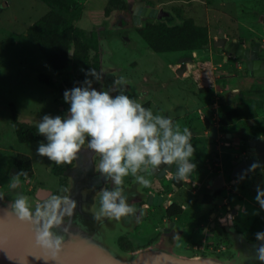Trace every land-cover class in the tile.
<instances>
[{"label":"flooded vegetation","instance_id":"af4514ba","mask_svg":"<svg viewBox=\"0 0 264 264\" xmlns=\"http://www.w3.org/2000/svg\"><path fill=\"white\" fill-rule=\"evenodd\" d=\"M200 1L207 13L204 25L196 24L188 14V8L181 10L174 0L166 3L164 0H136L131 3L126 20L132 23L128 27L130 31L137 35V29L149 18L168 25L191 19L206 32V42L198 49L179 51L174 57H171L172 54L169 56L167 66L174 75L166 76L165 80L157 81V78L143 73L132 74L129 67L136 65L129 63L125 68L112 59L104 62L101 60L104 54L98 50L99 47L91 49L92 57L97 55L92 60V65L96 63L93 68L102 71L101 62L110 66L102 81L105 91L109 90L114 79L123 78L126 94L145 108H150L154 115L170 117L181 131L189 127L192 136H196L200 129L190 123L182 124L183 121L191 122L186 121V114L180 111L184 105L180 106L179 98L185 99L182 85L188 87L191 74L199 69L196 76L205 74L210 83L209 87H202L200 91H214L210 95V103L196 108L197 121L204 123L202 134L210 153L194 154L192 160L196 169L189 180L176 181V165H161L160 170L151 175L143 173L151 181V186L147 188L131 175L124 178L123 193L135 211L121 217L114 232L106 231L102 238V243L116 256L131 258L143 249L160 246L176 256H211L230 264H246L238 251L240 244H247L256 253L264 243L256 239V233L264 232V210L255 200L257 192L254 188L258 180L261 189H264V0ZM191 2L187 0L186 4ZM179 9L181 11L177 12ZM151 11L153 15H149ZM127 34L124 33L121 39L127 40ZM210 70L212 75L208 72ZM83 77L81 81L85 79ZM169 86L177 91V95L174 91L171 95L161 94ZM94 87L99 89L101 84L94 83ZM239 98L240 102L237 101ZM244 104L249 107V112L243 110L248 116L222 122L223 115L239 113ZM169 109L175 113H169ZM240 119L254 121V124L240 126L237 124ZM87 147L86 140L81 148ZM84 153H77L71 163L46 166L41 175H37L33 168L31 176L20 175L24 171L14 163V158L23 153L15 154L6 186L0 183V197L10 199V189L17 180L18 189L10 193L24 196L30 209L49 199L66 197L71 184L68 171L75 168L78 160L86 165ZM90 157V169L100 175L99 155L92 152ZM254 164L259 167L249 171ZM101 181L103 186L94 194L93 202L98 213L102 191L115 187L105 175Z\"/></svg>","mask_w":264,"mask_h":264},{"label":"clouds","instance_id":"9594fccd","mask_svg":"<svg viewBox=\"0 0 264 264\" xmlns=\"http://www.w3.org/2000/svg\"><path fill=\"white\" fill-rule=\"evenodd\" d=\"M81 71L85 79L63 92V99L69 105L66 113L41 117L37 132L44 140L38 144L36 155L47 157L57 165L71 163L87 140L88 147L100 157L99 171L115 185L112 190L102 191L96 219L120 220L135 211L123 193L125 177L131 175L147 188L151 181L143 173L151 175L160 170L161 165H176V181L189 180L196 169L192 160L195 152L192 133L187 127L181 131L170 117L154 115L150 108L126 94L123 78L114 79L109 90L105 91L102 71L93 67ZM94 83L101 84V87L97 89ZM257 167L259 165L254 164L249 171H255ZM20 175L26 176L27 173L21 172ZM256 192L255 200L264 210V189L258 186ZM58 206L59 200L54 198L52 203L33 213L22 195L16 196L14 203L10 204L20 221L35 219L39 225L36 232L38 244L48 248L55 246L56 249L60 248L63 238L55 236L53 239L50 229L59 223L52 211ZM256 239L264 242V232L256 233ZM256 259L264 264V243L257 249Z\"/></svg>","mask_w":264,"mask_h":264},{"label":"rangeland","instance_id":"374dc122","mask_svg":"<svg viewBox=\"0 0 264 264\" xmlns=\"http://www.w3.org/2000/svg\"><path fill=\"white\" fill-rule=\"evenodd\" d=\"M128 1L132 3L136 0ZM164 1L166 3L168 0ZM73 2L77 7L83 8L78 25L88 32H95L98 50L100 49L101 54H104L103 57L101 55V60L107 62L112 59L113 62L123 65L125 68L129 63H132L136 65L133 68L129 67L132 74L143 73L157 78V81L174 75L170 67L167 66V61L171 54V57L175 56V52L159 54L148 47L139 35L128 28L132 23L126 20L127 12L122 11L116 16L113 13L110 16H105L103 10L107 0H73ZM174 2L176 6H180L181 10L185 7L188 8V14L196 24L204 25L206 23L207 13L204 11L202 1L192 0L190 4H186L187 0H174ZM180 9L176 11L180 12ZM47 12V5L40 0H0V183L4 186L7 183V174L12 159L17 153L26 154L31 158L37 175H41L46 166L54 164L47 157L36 155V148L43 140L32 143L19 142L13 125L14 113L21 124L28 128L34 127L37 132V125L43 115L63 116V113L68 109V105L63 101V94L40 80L41 75L47 76L57 87L62 84V76L66 73H54L28 36L29 28ZM127 32L128 39H121L122 35ZM104 62H101V70L106 75V69L110 66ZM208 72L212 75L211 70ZM198 73L199 69L194 70V73L191 74L188 87L186 84L182 85L181 91L184 93L183 98L185 99L183 100L185 102L179 98L180 106L182 103L184 105L180 111L182 114H186V121H191H183V126L190 123L193 127L200 129L198 134L191 138V143L195 145V147L193 146L196 152L194 154L203 152L208 155L210 149L205 146L206 141L202 134V130L205 128L204 123L197 121L196 108L201 104L206 106L210 103V95L214 94V91L213 89L207 93L200 91L202 87H209L210 83L208 82L209 77H205V74L196 76ZM67 74L72 80L73 74L70 71ZM179 81L182 84V81ZM173 91L176 92L174 95H177V91L169 86L167 91L161 94L171 95ZM240 99L237 101L240 102ZM244 110L249 112L247 104ZM168 112L175 113L170 109ZM249 123L254 124V121L248 122L246 119L237 121L238 125L244 127H248ZM202 149L205 150L201 151ZM258 186L262 187L260 181L257 180L254 188L257 189ZM249 213L251 214L252 211ZM123 256L129 258L127 255Z\"/></svg>","mask_w":264,"mask_h":264},{"label":"water","instance_id":"95a60500","mask_svg":"<svg viewBox=\"0 0 264 264\" xmlns=\"http://www.w3.org/2000/svg\"><path fill=\"white\" fill-rule=\"evenodd\" d=\"M149 15H153V11ZM92 152L89 147L80 149L78 153H84L86 165L83 166L82 160H78L75 168L68 171L71 178L69 193L58 199L59 206L52 210L59 220L50 229L54 234L53 239L55 236L63 238L59 249L38 244L36 232L39 225L35 219L22 222L11 210L10 204L14 203L11 199L19 194L10 192L18 189L17 184L10 189V199H0V264H230L210 256H176L160 246L143 249L131 258L114 255L102 243V238L106 231L114 232L113 229L121 221L108 217L96 219L98 212L93 207L94 194L103 186V182H100L103 174L96 175L90 169ZM82 178L85 180L82 181ZM53 201L54 198L49 199L30 210L35 213L36 209ZM240 246L238 251L241 257H246L243 258L248 261L246 264H261L247 244Z\"/></svg>","mask_w":264,"mask_h":264},{"label":"trees","instance_id":"16d2710c","mask_svg":"<svg viewBox=\"0 0 264 264\" xmlns=\"http://www.w3.org/2000/svg\"><path fill=\"white\" fill-rule=\"evenodd\" d=\"M48 7V12L36 21L28 31L29 40L39 51L53 72L64 74L62 84L55 86L54 82L47 76L41 75L40 80L49 86L56 88L60 94L71 89L84 77L81 69L95 67L92 60L97 55L91 56V49L97 50L95 32H88L78 25L82 16L83 8L77 7L73 0H40ZM131 2L128 0H107L104 15H117L120 12L130 11ZM139 36L153 51L158 53H170L179 51H193L206 42V32L194 24L191 19H185L179 24L168 25L166 22L156 21L153 18L146 20L143 26L137 29ZM96 62V60H95ZM70 71L74 78L70 81ZM245 104L241 106L240 112L223 115L222 122L235 117H246L243 113ZM13 109L14 106H12ZM15 133L20 143L40 142L42 136L35 132L34 127L28 128L21 124L16 113L13 115ZM14 163L20 167L27 176L33 173L31 158L25 154H17Z\"/></svg>","mask_w":264,"mask_h":264}]
</instances>
